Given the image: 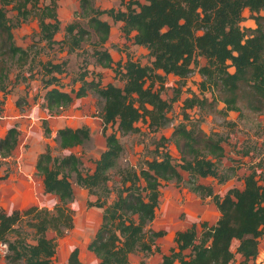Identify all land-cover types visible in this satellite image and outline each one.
<instances>
[{
    "label": "trees",
    "instance_id": "16d2710c",
    "mask_svg": "<svg viewBox=\"0 0 264 264\" xmlns=\"http://www.w3.org/2000/svg\"><path fill=\"white\" fill-rule=\"evenodd\" d=\"M92 1L82 0L81 8L85 14L88 12L89 26L98 38L94 49L96 65L109 69L114 64L111 53L103 48L111 34V25L102 20L103 15L122 23L126 36L136 33L134 44L150 52L152 65L142 66L129 58L122 66L123 86L102 87L100 82L82 79V86L71 92L58 88L59 79L52 76L63 74L64 65H45L47 74L52 76L45 82L48 89L45 105L51 116L71 106L76 99L87 97L90 91L104 100L102 121L106 148L96 161L93 173H84L81 159L74 154L55 157L47 149L39 156L36 171L43 179L45 192L57 197L58 203L53 210L34 206L11 214L0 207V261L4 252L7 264H53L57 239L74 228V212L69 207L75 199L74 185L97 197L95 203H89L90 207L103 210L102 224L88 246L99 260L98 264H130L131 256L137 252L151 254L156 241L166 235L164 231L150 229L160 206L161 188L171 181H185L181 171L188 174L191 192L213 200L220 218L214 226L201 223L200 237L196 223L178 231L174 239L176 247L169 255H163L160 264H235L236 255L242 257L241 264L256 260L264 237V185L258 172L252 171L244 178L241 190L232 189L224 197L217 194L213 186L200 183L214 179L221 185L230 178L220 172L225 158V140L221 135H208L198 125L188 128L180 124L173 134L181 156L180 164L175 163L170 152H159L158 159L148 162L140 171L120 169L119 187L111 189V173L118 167L124 147L117 133L107 135L106 129L110 125L117 126L118 133L126 136L138 131L136 125L140 121L148 123L154 133L164 129L177 98L165 101L156 83L164 87L168 75L187 79L196 68L202 78L200 91L211 92L214 98L211 103L224 106L225 113L220 111L222 115L249 112L264 116V0H144L145 4L133 2L139 10L128 6L127 11L118 12L96 10ZM45 2L49 4L41 6ZM58 2L0 0L2 91H6L5 81L9 79L6 62L24 65L29 61L32 48L16 44L7 8L12 7L16 12L18 26L36 19L41 41L53 47L61 30ZM246 10L253 15L255 29L242 26L246 22ZM66 33L71 51L79 50L91 39V34L78 23L69 25ZM198 57L205 58L206 65L200 66ZM206 103L208 100L201 101L197 97L185 101L186 108L190 109ZM46 132H50L48 126ZM18 135V130L12 128L0 139L1 158L12 156L18 146ZM91 136L87 127H66L58 131L63 150L82 147ZM230 171L232 175L238 173ZM113 193L115 198L109 202ZM24 223L32 233L25 230ZM49 232L55 237L49 238ZM234 242L238 243L236 252L232 250ZM187 251L190 253L186 254ZM69 264H83L78 249L71 253Z\"/></svg>",
    "mask_w": 264,
    "mask_h": 264
},
{
    "label": "rangeland",
    "instance_id": "374dc122",
    "mask_svg": "<svg viewBox=\"0 0 264 264\" xmlns=\"http://www.w3.org/2000/svg\"><path fill=\"white\" fill-rule=\"evenodd\" d=\"M136 1L145 4L144 0H126L123 3L120 0H93L92 7L101 12L127 11L128 6L139 10L137 5L133 4ZM81 3L82 0H59L57 14L61 30L55 37L57 43L53 47H48L46 42L41 41L39 23L36 19L18 26L16 12L12 11V7L7 8L14 25L16 44L25 49L32 47L29 61L24 65L14 61L6 62L9 79L5 81L6 91L0 88V139H3L12 128L19 132L18 146L12 156L6 159L0 157V207L8 214L14 211L24 212L34 206L53 210L58 203L57 197L45 192L43 179L36 171L38 158L47 149H50L55 157L63 158L70 154L78 156L82 162L83 172L93 173L96 161L106 148L105 127L102 121L104 100L96 92L90 91L87 97L76 99L71 106L51 116L45 105V95L48 91L45 82L56 76L59 79L57 87L65 92L78 90L83 84L82 79L86 82H100L98 84L102 87L109 84L123 86L122 66L129 58L142 66L152 65L153 58L150 52L134 44L133 38L136 33L126 36L122 32V23L103 15L102 20L111 25L110 38L103 48L111 53L114 64L113 68L109 69L97 66L94 49L98 38L89 26L88 12L85 14ZM47 4L49 2L42 3L41 6ZM244 16L246 24L254 22L249 11L246 10ZM77 23L91 34V39L84 42L79 50L71 51L67 46L66 28ZM198 62L200 66H204L207 60L198 57ZM49 63L63 64L65 72L49 76L45 70V65ZM201 82L202 78L196 68L187 79L168 75L164 87L161 88L156 83V88L161 89L165 101L177 98L168 114L169 124L158 132L150 131L148 123L144 121L136 125L137 132L126 136L118 133L117 126H108L106 134L116 132L124 147L118 167L111 173V189L119 187L120 169L131 168L140 171L148 162L158 159L159 152H170L175 163L180 164L181 156L173 140L174 131L180 124H186L188 128L198 125L206 134H219L225 140L223 143L225 158L222 160L220 172L223 176H230L229 180L221 185L214 179L201 180L200 183L213 186L215 192L224 197L232 189L241 190L244 178L252 171H257L261 184L264 185V116L249 112L242 115L240 113L222 115L220 111L225 113L222 104L211 103L213 95L211 92L200 91ZM53 87L55 86L51 88ZM193 97L201 101L208 100V103L192 109L186 108L185 101ZM46 126L50 129L49 133L46 132ZM66 127L89 128L91 140L82 147L61 149L58 131ZM230 169L238 173L232 175ZM181 174L185 181L181 183L171 181L161 188L160 206L156 219L150 226L151 230L164 231L166 235L156 241L153 253L133 254L130 264L142 262L160 264L163 255H169L176 247L174 239L178 231H184L196 223L200 237L201 223L208 222L214 226L220 218L213 200L201 198L191 192L187 184L188 174L182 171ZM74 189L75 199L69 205L74 212V228L64 237L57 239L53 264H69L70 255L75 249L79 250V258L83 264H98L99 260L89 251L88 246L102 224L103 210L90 207L89 203L97 201L96 196L90 195L86 189L77 185H74ZM114 198L115 193L109 202ZM23 226L32 233V229L25 223ZM48 237L52 239L55 234L49 232ZM237 246L238 243L234 242L233 252H236ZM189 253L190 251L186 252ZM2 254L0 263L7 264L4 259L5 253ZM242 261V257L236 255L235 264H241ZM247 264H264V237L261 240L258 258Z\"/></svg>",
    "mask_w": 264,
    "mask_h": 264
},
{
    "label": "crops",
    "instance_id": "0c3cea01",
    "mask_svg": "<svg viewBox=\"0 0 264 264\" xmlns=\"http://www.w3.org/2000/svg\"><path fill=\"white\" fill-rule=\"evenodd\" d=\"M249 21H247V23H248ZM250 22H252V21H250ZM244 25H246L247 27L246 28H250V29H255V27H256V25H255V23L253 22L252 24H246V22H244L243 23ZM243 25V27L245 28V26ZM251 26V27H250ZM223 106V105H222ZM223 109H224V106H223ZM231 113H234V112H230L229 114H231Z\"/></svg>",
    "mask_w": 264,
    "mask_h": 264
}]
</instances>
